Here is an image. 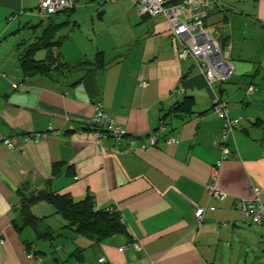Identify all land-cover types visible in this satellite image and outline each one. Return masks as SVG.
Segmentation results:
<instances>
[{"label":"crops","instance_id":"0c3cea01","mask_svg":"<svg viewBox=\"0 0 264 264\" xmlns=\"http://www.w3.org/2000/svg\"><path fill=\"white\" fill-rule=\"evenodd\" d=\"M44 1L0 0V264H98L102 257L110 264H264V225L252 224L238 206L257 192L264 202V0H219L224 8L205 22L222 46L232 45L234 75L215 92L231 117L242 118L220 168L224 202L208 193L221 159L213 141L224 123L205 77L178 58L167 20L139 15L129 0H72L71 13L44 21ZM48 27H59L53 52L63 63L103 53L106 67L26 76L22 51ZM42 50L35 60L47 58ZM186 97L194 99L192 112H174ZM98 103L126 130L120 143L92 131ZM161 123L166 128L153 147L149 136ZM36 133L49 135L28 142ZM133 139L146 150L128 151ZM26 188L91 197L98 210L120 214L125 232L96 241L40 202L32 208L41 220L38 237L20 212ZM198 208L206 210L202 224Z\"/></svg>","mask_w":264,"mask_h":264},{"label":"built area","instance_id":"2783aa9c","mask_svg":"<svg viewBox=\"0 0 264 264\" xmlns=\"http://www.w3.org/2000/svg\"><path fill=\"white\" fill-rule=\"evenodd\" d=\"M141 16L163 17L170 25V34L176 42L178 49L177 55L180 60H191L198 71L205 77L208 86L214 92L212 110L223 121V130L219 137L215 138L213 144L221 150V159L213 167L212 181L208 185L210 197L217 202H224L229 194L220 188V168L232 153L230 141L242 118L230 116L228 105L222 101L215 92V87L226 84L233 77L235 68L232 63V45L226 43L222 46L214 34L205 26V22L213 11L224 8L219 0H129ZM75 9V2L72 0H47L40 4L38 15L44 21H49L54 15L63 12H70ZM144 87L148 86L143 82ZM183 89L176 90V93H183ZM95 136L101 139L112 138L120 143L127 132L112 119L102 103L95 105V115L92 120ZM164 123H161L156 133H151L149 141L156 147L161 141V134L165 130ZM48 133H36L27 137L28 142L39 143L40 140L48 137ZM58 135V133H54ZM167 144H174L175 139L168 137L165 139ZM5 145L14 149L10 140H5ZM146 150L145 145H137L135 140L130 141L128 151ZM240 210L245 214L247 220L257 226L264 225V202L257 192L253 199H244L239 202ZM206 210L196 209L194 217L198 224H202ZM134 249L140 251L139 244H133ZM129 248H121L120 252H126ZM33 253H28V257L33 258ZM40 261V260H39ZM98 264H110L102 257Z\"/></svg>","mask_w":264,"mask_h":264},{"label":"trees","instance_id":"16d2710c","mask_svg":"<svg viewBox=\"0 0 264 264\" xmlns=\"http://www.w3.org/2000/svg\"><path fill=\"white\" fill-rule=\"evenodd\" d=\"M72 11L64 13H71ZM58 28L48 27L42 38L23 49L20 66L26 76L45 75L51 73L53 69L60 68L73 71L78 69H104L106 67L103 53H99L94 61L79 62L74 66L63 63L60 55L54 53L55 47L57 48L60 45V41H54ZM42 49L48 50L49 55L43 61L35 60V54ZM193 107L194 99L186 97L174 107V112L190 114ZM92 131H94V128H92ZM59 167L60 164L54 166V177L59 175ZM24 191V194L21 195L20 204L23 222L25 226L32 227L38 237L40 236L38 227L41 220L32 213V208L40 202L50 203L55 209V214L60 215L67 223L66 227L75 230L80 235L96 239V241H104L125 232L120 214L113 211L98 210L91 197L82 201H75L69 195L55 194L48 190L30 191L29 188H26Z\"/></svg>","mask_w":264,"mask_h":264},{"label":"rangeland","instance_id":"374dc122","mask_svg":"<svg viewBox=\"0 0 264 264\" xmlns=\"http://www.w3.org/2000/svg\"><path fill=\"white\" fill-rule=\"evenodd\" d=\"M43 50H41V52H42ZM43 55V56H42ZM44 55L45 54H43V53H41V54H38V55H36V59H40V57H44Z\"/></svg>","mask_w":264,"mask_h":264}]
</instances>
